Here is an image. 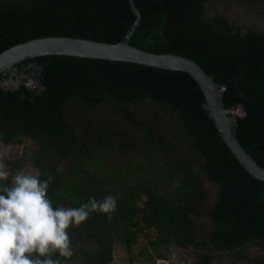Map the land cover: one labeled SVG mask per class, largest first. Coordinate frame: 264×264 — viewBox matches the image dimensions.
Returning <instances> with one entry per match:
<instances>
[{
	"label": "trees",
	"instance_id": "16d2710c",
	"mask_svg": "<svg viewBox=\"0 0 264 264\" xmlns=\"http://www.w3.org/2000/svg\"><path fill=\"white\" fill-rule=\"evenodd\" d=\"M206 1L132 0L139 22L128 43L183 56L224 84L237 140L264 169V31L206 16ZM133 20L128 0H0V53L45 37L115 44ZM20 65L39 67L41 85L0 87V142L33 144L30 165L49 181L53 207L117 201L111 219L92 212L69 229L74 254L65 264H111L118 243L128 264L165 262L172 246L195 247L204 182L216 186V199L207 209L206 253L194 264H211L218 253L245 261L246 244L264 250V183L229 153L188 75L58 55Z\"/></svg>",
	"mask_w": 264,
	"mask_h": 264
},
{
	"label": "clouds",
	"instance_id": "9594fccd",
	"mask_svg": "<svg viewBox=\"0 0 264 264\" xmlns=\"http://www.w3.org/2000/svg\"><path fill=\"white\" fill-rule=\"evenodd\" d=\"M48 189V180L25 170L10 174L0 160V264H65L74 254L69 229L92 212L111 219L117 208L112 195L89 197L78 208L53 207Z\"/></svg>",
	"mask_w": 264,
	"mask_h": 264
},
{
	"label": "water",
	"instance_id": "95a60500",
	"mask_svg": "<svg viewBox=\"0 0 264 264\" xmlns=\"http://www.w3.org/2000/svg\"><path fill=\"white\" fill-rule=\"evenodd\" d=\"M128 6L134 20L126 29L119 42L109 44L68 37L33 39L17 44L0 53V76L17 72L15 67L24 61L50 55L126 62L166 71L185 73L194 81L200 90L207 117L212 121L219 138L229 153L247 174L264 183V169L256 164L250 154L245 151L237 140L235 123L230 118V115L234 113L233 109L226 110L224 108L221 98L224 84L213 82L212 77L207 76L196 63L183 56L175 54H154L131 46L128 41L138 25L139 14L132 0H128ZM35 69L36 77H38L40 75V69L37 66H35ZM7 82L0 83V87L15 90L22 83V81L17 80L14 88H8ZM31 82L34 83L35 88H40L41 84L38 79H31ZM34 86L26 87L33 89L32 87Z\"/></svg>",
	"mask_w": 264,
	"mask_h": 264
},
{
	"label": "rangeland",
	"instance_id": "374dc122",
	"mask_svg": "<svg viewBox=\"0 0 264 264\" xmlns=\"http://www.w3.org/2000/svg\"><path fill=\"white\" fill-rule=\"evenodd\" d=\"M247 1H252V4L249 6ZM204 9L206 16H211L214 13L226 15L228 22L237 27L240 32H243L246 28L255 29L260 32L264 31V0H207ZM35 73L32 71L29 74L20 73L16 75V78L19 81H24L26 86L31 87L34 86L31 79L36 75ZM17 80L11 77V79L7 80V87L14 88ZM33 149V144L27 139H21L15 145H4L0 142V160L6 165L10 174H15L20 170L31 171L36 174V170L31 167L29 161V155ZM61 164H64V162ZM203 190L205 193L204 199L200 203L198 215L193 218L199 229L198 237H196L198 244L195 247H188L186 249H178L172 246L169 251L168 260L165 262L157 261L156 264H194L197 255L206 253L207 244L203 243V239H205L210 229L207 209L216 199L217 188L211 183L204 182ZM140 246L141 244L138 243L132 249L137 251ZM93 249L94 246L91 243H85L84 250L86 253ZM243 251L247 256V260L245 261L237 262L230 256V253H218L216 260L212 261L211 264H264V250L262 248L246 244ZM112 254L113 261L111 264H128L127 255L121 243L114 244ZM213 255L215 256L216 253H213ZM133 264L144 263L141 259H137Z\"/></svg>",
	"mask_w": 264,
	"mask_h": 264
},
{
	"label": "flooded vegetation",
	"instance_id": "af4514ba",
	"mask_svg": "<svg viewBox=\"0 0 264 264\" xmlns=\"http://www.w3.org/2000/svg\"><path fill=\"white\" fill-rule=\"evenodd\" d=\"M18 67H20V70H19V71H17V72H12V73H7V74L3 75V77H5L6 79H5L4 81H2V82H5V81L11 79V77H13L14 80H15V79H16V75H17V74H20V73L29 74V73H31V71H32V72H36L35 67H31V65H26V66L20 65V66H18ZM15 68H16V67H15ZM16 69H17V68H16ZM27 70H28V71H27ZM24 71H27V72H24ZM35 74H36V73H35ZM32 77H33V76H32ZM32 79H38V77H36V75H34V77H33ZM23 80H25V79H23ZM25 81H26V80H25ZM22 83L26 84L24 81H22ZM32 88L35 89V86L32 87Z\"/></svg>",
	"mask_w": 264,
	"mask_h": 264
}]
</instances>
